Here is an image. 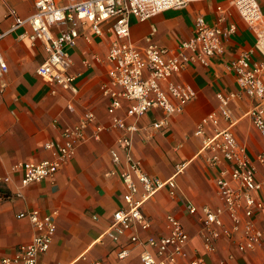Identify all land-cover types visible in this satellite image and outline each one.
I'll use <instances>...</instances> for the list:
<instances>
[{
	"label": "crops",
	"instance_id": "0c3cea01",
	"mask_svg": "<svg viewBox=\"0 0 264 264\" xmlns=\"http://www.w3.org/2000/svg\"><path fill=\"white\" fill-rule=\"evenodd\" d=\"M79 0H55L57 5L72 4ZM264 14V0H256ZM228 10V18L235 31L223 40L224 51L207 66L189 64L173 79L190 85L195 94L182 111L169 117L164 129L152 123L159 117V110L149 109L136 119V129L131 134V154L139 159L142 169L164 181L172 176L175 194L170 196L166 185L159 188L143 202L142 212L150 221L147 231L135 229L144 238L147 234L163 235L164 216L173 214L190 236L189 254L202 258V264H219L220 259L232 256V264H264V242L252 249L238 251L235 242L220 237L215 242V252L203 251L195 237L198 214L188 215L184 202L190 201L197 208L202 205L216 207L221 201L216 194L214 179L220 163L208 166L200 153L201 139L193 130L198 120L216 110V93L237 91L229 61L241 50L249 51V61H260L264 53L255 43L252 31L240 20L226 0H196L182 8H170L153 14L144 21L129 17V40L141 45L143 37L153 26L152 41L159 46L173 47L191 35L192 19L202 14L212 23L215 5ZM33 8V0H0V31H6L14 17H25ZM27 29L17 26L0 37V53L6 62V72L0 76V259L11 255L17 245L27 242L33 228L26 218H16L18 211L39 209L41 212L56 210L55 231L46 251L37 254V264H137L141 247L128 246L123 259L115 258L116 244L127 241L132 231L125 232L115 243L105 233L114 210L122 205L123 185L118 172L125 168L122 151L116 140L121 129L110 126L106 112L107 98L100 85L105 82L104 56L111 33L93 34L87 25L73 46L67 47L71 59L70 71L76 74V92L63 90L35 74V68L44 58L40 43L30 45L18 34ZM54 32V29H53ZM127 102L122 101L116 111L122 116ZM233 124L231 130L236 140L245 147L253 159L260 147V140L251 125L248 110L251 100L240 94L230 104ZM91 111L94 120L87 125L73 154L50 177L20 185V172L11 171L16 161L38 162L49 158L43 148L46 141L62 140V132L74 125L85 111ZM101 131L94 137V127ZM225 123L221 122L220 126ZM115 148L120 157L114 164L108 150ZM7 176L6 181L2 177ZM223 222L229 220L222 215ZM254 220L264 225L255 215Z\"/></svg>",
	"mask_w": 264,
	"mask_h": 264
},
{
	"label": "built area",
	"instance_id": "2783aa9c",
	"mask_svg": "<svg viewBox=\"0 0 264 264\" xmlns=\"http://www.w3.org/2000/svg\"><path fill=\"white\" fill-rule=\"evenodd\" d=\"M196 0H79L72 4L57 5L55 0H33L32 11L25 17H14L0 37L17 26L26 25L19 38L30 45L40 43L44 58L35 68V74L63 90L76 92V74L70 71L71 59L67 47L73 46L82 35V25H87L95 35L111 33L113 38L107 45L104 56L106 81L101 83L102 94L107 98L106 112L110 115V126L121 129L123 134L116 140L122 151L125 168L118 172L123 185L122 205L113 211L105 233L112 241L127 231H132L124 243L116 244L115 258L127 256L128 246L141 247L137 264H202V258L189 254V234L182 223L170 213L164 216L163 235L147 234L140 238L135 229L147 231L148 217L142 212V204L155 191L166 185L168 194L174 196L175 184L172 176L161 181L146 173L139 159L131 154V134L136 129V119L145 111L156 108L160 114L152 126L164 129L169 117L182 111L193 98L194 89L173 79L189 64L207 66L212 59L224 51L223 40L235 31L228 18V10L215 5L212 23H207L202 14L192 19L191 35L178 41L173 47L159 46L152 41L155 31L151 26L141 45L129 40V17L144 21L165 9L182 8ZM240 20L252 31L255 43L264 53V14L256 0H226ZM54 29V32H53ZM84 36V35H82ZM86 39V37L84 36ZM237 86V91L216 93L217 107L202 116L193 133L201 139L200 153L208 166L224 163L214 179L220 206L196 207L184 202L188 215L198 214L195 237L206 253H214L215 242L220 237L235 243L238 251L252 249L264 242V225L254 220L257 215L264 220V58L249 61V51L241 50L228 63ZM7 66L0 53V76ZM240 94L251 100L248 115L259 140L260 147L250 158L232 130L230 102ZM127 104L122 116L116 111L122 101ZM94 116L85 111L78 121L62 132V140L46 141L43 148L50 157L38 162L16 161L11 171L20 172V185L52 176L73 154L75 145L84 128L91 124ZM224 122V126L220 123ZM95 125V135L101 131ZM111 161L118 165L119 154L115 148L108 150ZM7 176L2 177L6 181ZM56 210L41 212L39 209L18 211L16 218H26L33 228L27 242L17 245L15 251L0 259V264H37V254L46 251L55 231ZM222 215L229 220L226 226ZM231 255L220 259L219 264H232ZM90 264H100L92 261Z\"/></svg>",
	"mask_w": 264,
	"mask_h": 264
}]
</instances>
